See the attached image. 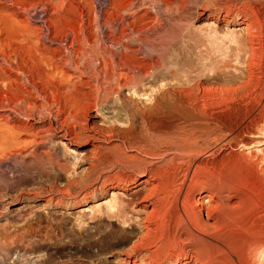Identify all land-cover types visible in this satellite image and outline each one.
<instances>
[{
  "label": "rangeland",
  "instance_id": "obj_1",
  "mask_svg": "<svg viewBox=\"0 0 264 264\" xmlns=\"http://www.w3.org/2000/svg\"><path fill=\"white\" fill-rule=\"evenodd\" d=\"M216 4L214 0H0V51L17 61L22 58L31 61L44 55L52 59L54 65V68L41 66L35 76L43 101L35 95L26 96L24 92L30 88L21 89L25 90L22 93L17 84L19 77L11 74L0 59V74L7 72L8 75L0 77V128H15L23 135L20 140L26 142L34 139L28 135L39 133L34 139L37 142L45 140L41 135L46 136V143L36 149V144L23 148L24 154L21 153L18 163L8 156L0 158V172L5 170L11 183V187L0 183V264H122L132 255L141 236L140 229L133 225L141 220L143 211L139 197L134 198L136 201L126 208L124 219H118L114 217L118 208L116 199L130 203L131 194L145 192V185H135L129 192L105 190L103 177L113 166L104 165L105 159L109 157L117 162L129 158L125 161L127 166L121 168L124 175L134 172L144 160L152 161L135 148L124 146L120 140L122 134L118 132L133 128L134 134H144L152 128L157 130L159 125L164 127L162 123L167 121L161 107L154 105L167 86L199 81L205 86L217 83L206 79L219 72L220 60L233 54L228 39L241 29V21L235 19L228 25L215 23ZM39 10L42 14L31 15ZM42 18L47 20L50 30L47 38L46 30L38 22ZM152 21L159 23V30L147 26ZM153 32L158 38L166 39L162 38L165 46H158L159 50L156 46V53L155 46L149 49L155 53L153 59L160 64L161 75L154 82L142 83L132 90L113 87L111 91L108 80L100 73L101 91L96 101L100 106L92 109L95 92H90V86L85 85L90 78L64 66L69 56L76 57L80 66H98L100 70L102 66H109L128 46L131 50H141L136 57L142 62L147 48L158 40L155 38V44H151L155 37ZM78 51L82 58L75 55ZM235 59L231 64L241 67ZM229 72H234L232 66ZM259 73L253 79V88L248 89L250 93L246 95L243 91L244 98L235 102L244 112L219 116L225 126L217 138H231L235 151L250 153V157L264 165V92H260L264 89V78ZM257 76L259 82H256ZM10 81L12 84L8 83ZM225 82L238 87L245 80L233 76ZM257 83L259 87L254 86ZM25 99L38 107L36 120L27 121L23 115L19 117L10 111L18 106L19 111L28 110V105L23 103ZM8 114L14 117H7ZM49 120L53 125L65 123L70 128L114 126L117 127L116 137L99 144L101 154H92L93 143L89 137L94 133L86 130L87 136L83 138L70 134L69 141L64 140L58 131L47 132ZM130 129L127 131L131 132ZM51 133H55L52 141L47 135ZM217 138H210L205 144L212 146ZM251 145L252 148L247 149ZM93 165H99L98 169H91ZM255 262L264 264L263 254L258 255Z\"/></svg>",
  "mask_w": 264,
  "mask_h": 264
},
{
  "label": "bare ground",
  "instance_id": "obj_2",
  "mask_svg": "<svg viewBox=\"0 0 264 264\" xmlns=\"http://www.w3.org/2000/svg\"><path fill=\"white\" fill-rule=\"evenodd\" d=\"M214 1L218 7L213 18L215 23L222 22L228 25L232 24L235 19L241 21V29L238 30V33L227 38L228 43L233 47H231L233 54L228 59L220 60L218 62L219 72L206 79L217 83L205 86L199 81L194 84L182 83L181 85L167 86V89L160 93V98L156 99V104H153L155 107L156 105L161 107L159 109L165 122L167 121L166 124L162 123L164 127L159 125L157 130L152 128L151 131L144 134H134L133 128H129L132 130L131 132L127 131L129 129L121 130L123 131L121 133L118 132L120 135L122 134L120 140L124 146L135 148L139 153L150 157L152 161L144 160L134 172L124 175L121 170L127 166L125 161L129 158L125 157L124 161L118 160L117 162H113L109 157L105 159L107 163L104 165L108 163L113 165L112 169L110 168L111 171L106 172L104 177L101 175L105 180L102 181V187L105 190L129 192L130 188L135 185H145V192L130 195L132 197L130 203L123 199H116L118 208L114 217L118 219H124L126 208L131 207L136 201L134 198L139 197L140 208L143 211L141 220L133 225L141 231L139 244L133 248L132 255L123 260L122 264H255L258 255L263 254L264 257V165L250 157L251 155H248L250 153L237 152L238 149L235 151L231 138H220L219 136L217 138L225 126L224 119L219 116L228 117L232 112H244L242 108L235 106V102L244 98L243 91L246 95L250 93L248 89L253 88V79L256 78L258 72L264 78V0ZM41 12L40 10L35 11L31 15L37 16ZM38 22L46 30V34H44L47 38L50 31L46 25L47 20L42 18ZM155 22L152 21L147 26L159 30L157 26L159 23L155 24ZM133 35L139 34L134 33ZM158 36L156 32H153L154 38L150 43L153 44L155 38L161 39V42L162 38L165 39V37L158 38ZM157 41H155V45H149L151 47L147 48L148 51L141 58L142 62H139L136 57L141 54V50H131L125 46V50L118 58H114L113 62L107 63L109 66H102L100 70L98 66H94V68L80 66L78 59L72 56H69L64 66L74 69L75 73L80 76L87 75L90 78V81L85 85L90 86V92H95L93 93L95 104L91 105L92 109H95L100 106L96 102L100 98L99 92L101 91L100 83L98 84L101 78L100 73L104 75V80H108L111 86L110 90H113V87L132 90L142 83L154 82V79L159 74L161 75L162 70L160 64L153 59V51L156 53V50H159L158 46L161 48L165 44ZM153 46H155V50L150 51L149 49H154ZM160 51L157 52L160 54ZM36 54L38 55V53ZM75 55L79 58L81 52L78 51ZM234 58L237 59L241 67L231 64ZM0 59L11 74L13 72L19 77L17 84L20 90L30 88L28 91L24 90L25 92L21 90L22 93L24 92L28 97L35 95L36 98L45 101L38 82L36 83L34 80L38 68L41 66L46 65L54 68L52 59L48 60L44 55H40L39 58L31 61H25L22 58L25 61L22 62V59L20 61L12 60L1 51ZM14 65L16 66L14 67ZM28 65L30 66L27 67ZM231 66L234 72L239 71L240 74L229 72ZM6 73H1L0 77L6 78L5 76H8ZM233 76L244 79L245 82H242L238 87H233L225 82V79ZM258 78L257 76L256 82L260 81ZM8 83L12 84L11 81ZM254 86L259 87V84ZM106 91L105 89L103 96ZM260 92L263 93L264 89ZM260 92L259 94H261ZM1 100L3 99L1 98ZM25 100L23 103L28 105V110L19 111L17 110L18 106L10 108V111L19 117L23 115L27 121L36 120V114L39 113L37 112L38 107L29 103L27 99ZM5 105L10 104L5 103ZM153 110L157 112V109ZM47 112L49 111L47 110ZM13 115L8 114L7 117L13 118ZM148 120L150 122V119ZM163 121L161 120V122ZM51 122L49 120L50 126L49 130L46 129L47 132L58 131L59 137L64 140L69 141L71 135L83 138V136H87L86 130L94 133L95 135L90 136L89 139L93 143L92 154L96 155L102 153L99 144L113 139L117 132V127L114 126L95 129L87 125V128L81 129L79 128L81 126L70 128L65 123L59 125L54 123L53 125ZM18 132L12 127L0 128V158L8 156L17 162L24 154L21 152L23 148L25 149L30 144H36V149L46 143V136L43 135L41 137L45 140L40 142L34 140L38 138L39 133L28 135L34 138L30 142L23 141V139L21 141L23 135ZM43 132L45 131L43 130ZM47 135L50 139L55 137V133ZM213 137L217 138L214 140L215 143L212 146H207L206 141ZM251 148L252 145L247 149ZM20 161L21 159L18 162ZM97 167L93 165L91 169L95 170ZM6 175L5 170L0 172V183L11 187L10 179Z\"/></svg>",
  "mask_w": 264,
  "mask_h": 264
}]
</instances>
